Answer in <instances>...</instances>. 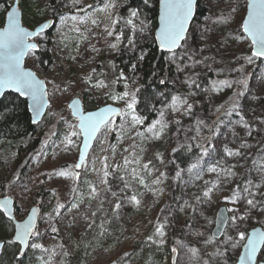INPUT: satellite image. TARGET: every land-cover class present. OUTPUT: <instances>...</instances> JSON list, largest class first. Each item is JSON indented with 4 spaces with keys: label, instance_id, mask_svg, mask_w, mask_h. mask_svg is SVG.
I'll use <instances>...</instances> for the list:
<instances>
[{
    "label": "rangeland",
    "instance_id": "rangeland-1",
    "mask_svg": "<svg viewBox=\"0 0 264 264\" xmlns=\"http://www.w3.org/2000/svg\"><path fill=\"white\" fill-rule=\"evenodd\" d=\"M19 1L27 5L20 8L28 29L49 20L55 22L52 35L40 36L38 51L26 61V67L47 85L50 107L45 117L50 129L45 131L42 150L30 165L29 181L22 185L26 191L21 189L19 198L22 220L32 207L40 208L38 235L33 236L25 256L20 255V248L16 251L6 246L0 264H172L173 249L178 255L176 264H236L246 243L239 240V232L247 238V229L264 230V62L247 80L246 90L237 83L256 66L254 57L251 63L246 59L252 45L242 33L243 21L240 23L236 16L240 0H200L208 8V18L194 28L176 52L183 56L185 65L172 89L149 101L138 96L136 79L123 73L124 63L120 61L123 50L145 56L146 45L155 41L156 29L149 18H127L116 35L113 21L125 0H71L56 19L51 17L50 0ZM14 2L5 7L7 12ZM106 4L114 7L105 8ZM72 16L76 21L70 19ZM64 17L69 19L64 21ZM128 19H133L136 27L134 36L132 25L126 24ZM117 36L121 37L119 41ZM130 37L135 40L134 46L128 43ZM202 41L219 65L220 81L231 83V87L219 83L211 99L205 96V87L189 86L193 58L201 50ZM112 44L117 47H110ZM44 53L51 54V63ZM121 73L126 80L117 79ZM101 81L106 86L97 87ZM125 91L128 97L111 99ZM133 95L136 115L143 123L133 126L129 116L114 119L101 131L89 159L77 170L82 138L71 136L72 131H78L69 127L78 124L68 108L71 101H83L86 96L94 98L97 107L113 105L127 112ZM174 96L187 99L192 112L184 114L187 105L174 111ZM161 113L167 127L157 139L147 129L161 120ZM174 120L190 139L205 140L211 129V138L205 142L207 155L203 153L192 164L198 163L196 168L191 165L180 171L168 161L167 154L176 142ZM198 120L204 122L199 125V135ZM66 137H71L73 145ZM16 150L14 143L0 139V182L12 179ZM229 151L233 155L229 156ZM125 159L133 162L125 164ZM62 170L68 173L67 178L59 175ZM246 188L256 193L255 207L247 204L253 197ZM206 191L208 197L203 195ZM133 195L139 205L131 201ZM4 197L14 199L4 196L0 187V199ZM233 198L236 203L231 202ZM117 203L121 205L118 212ZM222 207L230 218L223 237L215 240L212 232ZM238 216L245 219L233 222ZM158 226L164 232L162 237L156 234ZM225 254L231 260H226ZM260 262L264 263V249Z\"/></svg>",
    "mask_w": 264,
    "mask_h": 264
},
{
    "label": "snow or ice",
    "instance_id": "snow-or-ice-1",
    "mask_svg": "<svg viewBox=\"0 0 264 264\" xmlns=\"http://www.w3.org/2000/svg\"><path fill=\"white\" fill-rule=\"evenodd\" d=\"M73 2L79 3V0H73ZM148 2L149 0H144L145 4H148ZM196 4L197 0H160L161 27L159 30V34L156 36V40L159 41V47L162 50L173 53V55L175 56L176 49L183 47L181 42L186 39L188 26L194 15V8ZM0 7L3 6L0 5ZM109 7H114V5H105V8ZM130 15L134 19L138 16V11L132 10ZM63 19L64 21H66L69 19V17H64ZM70 19L76 21L77 18L75 16H72L70 17ZM133 19H128L126 21V24L132 25V32L134 36L136 27L133 24ZM80 22L83 23L85 21L81 20ZM118 22V19L113 21V23ZM92 23L95 24L96 21H92ZM48 27L49 25L44 24L36 32L25 31V29L20 25L17 12L15 11V9H13L12 11L7 13V27L3 28V30L0 31V96L4 94L5 90L11 89L19 93L20 96H23L26 99L30 100L31 109L35 114V116L33 117L34 120L36 117L42 114L45 105L48 103L46 99L48 93L45 89L44 84H42L41 81L38 80L32 72L26 71L22 67V60L26 54L33 53L38 50V45L36 43H30L29 41L33 37L41 36V34ZM105 30L108 31V29ZM242 30L243 33H246L250 37L251 44L253 45V51L251 52V55L246 58L247 61L251 63L253 57L264 59V0H249L247 19L242 22ZM140 31L143 32L144 28L142 27ZM108 34L111 36L113 33L111 31H108ZM120 39L121 37L117 36V40L119 41ZM128 43L129 45L134 46V38L130 37ZM110 47L116 48L117 45L112 44L110 45ZM143 58L144 56L141 55L140 59L142 60ZM180 59H183V56H180ZM189 60H191V57H189ZM197 63H199V61H197ZM117 79L126 80L127 78L123 76V73H121L120 77H118ZM160 82L164 83L163 80H161ZM195 83V80H192L189 86L191 87V85ZM219 83L221 85L231 87V83L228 81H220ZM237 83L242 85L245 90L248 87L247 79L239 80L237 81ZM96 86L103 87L106 85H104L101 81ZM196 86L199 87L198 84ZM125 87H127V85H125ZM215 87L216 86H214V89ZM243 94V92L239 93V95ZM128 96L129 93L125 91L122 95L112 96L111 99H113L114 101H119ZM172 99V107L174 111L179 112L182 108H184L185 105H187V107L184 109V114H190L192 112V105L187 103V99H181V97L179 96H174ZM135 104L136 99L133 95L130 102L127 103V109L129 110L127 112L114 107H105L100 109L98 112L85 115L79 111L78 105L74 103L73 105H71V107L74 110L73 115L78 119L79 123L77 125H69L70 129H78V131H72L71 136L82 135L84 137V152H87L90 142L94 138H96L97 134L102 129L108 128L116 116H120L121 119H123L125 116H129L131 124L133 126L142 124V119L136 115ZM227 114L231 115V112H228ZM176 122L179 123V121ZM203 123V121H197V135H199V125ZM157 125H159L158 129ZM166 127L167 123L163 122V113H161V120L153 123L151 127L147 129V131L149 133H152L153 137L158 139ZM137 135L143 136V133H138ZM66 140L69 145H73L71 137H66ZM84 152L81 153V161H83L84 159ZM227 154L229 156L233 155V153L230 151ZM235 154L239 155V153ZM204 155H207V148L204 149ZM132 162L133 161L125 159V164H129ZM136 163H138V161H136ZM197 166L198 163L192 165L193 168H196ZM76 167H81V164L78 163ZM144 168L147 169L148 165H144ZM211 171L215 172L216 169L212 168ZM59 175L67 178L68 173L62 170ZM105 175H107V172H105ZM133 175L135 177V169H133ZM177 175H179V173H177ZM140 182L143 183L142 180ZM156 182L159 183V181ZM92 191L95 192L96 189L93 188ZM245 191L249 193V196L253 197L247 199V204L249 206L255 207L258 203L254 199L256 193L247 188L245 189ZM113 195H115V193H113ZM203 195L205 197H208L209 192L206 191ZM130 199L132 202L139 205L140 201L135 195L131 196ZM231 202L236 203V199L233 198ZM9 203L10 202L8 200L0 201V208L5 207ZM120 207L121 205L117 203L115 205V210L118 212ZM32 215H36L35 210H33ZM93 215H95V213H93ZM9 218L11 219V217ZM238 219L242 220L245 219V217H233V222ZM101 227H103V225H101ZM34 229L35 224L31 217L25 224L17 225L15 238L16 241L24 246H27L29 238L38 235V233L35 232ZM52 230L57 231V229L55 228H53ZM156 234L161 237L164 235L162 227H157ZM239 240H246V244L244 245V255L240 257V264H256L257 252L262 247H264V232L254 231L249 237L246 238L245 233L241 231L239 232ZM232 246L236 247V244L233 243ZM2 247L3 245L0 244V248ZM35 247L40 248L42 246L36 244ZM173 251H175V249H173Z\"/></svg>",
    "mask_w": 264,
    "mask_h": 264
},
{
    "label": "trees",
    "instance_id": "trees-1",
    "mask_svg": "<svg viewBox=\"0 0 264 264\" xmlns=\"http://www.w3.org/2000/svg\"><path fill=\"white\" fill-rule=\"evenodd\" d=\"M10 1L11 0H0V5L3 6L0 7V29L4 26L7 12L5 7ZM70 1L71 0H50L48 5L52 9L51 17L55 19L58 18L68 5L71 4ZM19 6H23L24 8L27 7L24 1H19ZM132 10H137L138 17H141L142 19L149 18L152 27L154 29L157 28L159 0H149L148 4H145L144 0H125L116 14V20L118 19L119 22L114 25V34L117 35L121 30V25L124 20L131 17L130 13ZM235 10L236 16L240 19L239 22L241 23L246 14L247 0H240V3ZM206 18H208V8L203 1L199 0L196 17L191 26L189 35L194 28L202 24ZM52 33L53 31L47 35L50 36ZM201 44V50L193 58L192 79L196 82L194 84L195 86L198 84L199 87L203 86L206 88L208 92L205 96L208 99H211L220 82L218 76L219 65L214 62L208 54L206 41H202ZM145 51V56L141 60L138 53L130 54L123 50L120 54V61L124 63L122 67L123 73L127 77L136 79L138 96L141 99L149 101L155 95L167 93L172 89V83L176 82L181 72V68L185 63L180 59L178 53L174 56L173 54L161 51L157 47L155 41L151 42V44H147ZM250 55L251 54H249V56ZM43 56L49 61V63L52 62V56L50 53H44ZM255 59V69H249L243 76V79L251 80L254 73L257 72L258 68L264 62L262 59ZM197 61H199V63H197ZM161 80H163L164 83H161ZM214 86H216L215 89ZM83 104L85 111H93L99 108L96 106L95 99L91 97L84 96ZM218 115L222 116L223 113H218ZM49 125L50 123L46 117L39 125H33L26 101L20 99L16 95L7 94L0 101V139L14 143L17 147L15 173L12 179L6 180V178H3L0 182V187L2 188L4 196L11 195L14 197L16 201V217L18 220H22L24 216L19 201L21 191H26L22 185L24 181H29L28 173L30 165L34 159L39 157V151L42 150L41 147L43 145L42 140L44 139L45 131L50 129ZM172 126L176 142L172 152L167 154L168 161L177 165L178 169L182 171L189 168L196 160L202 157L204 149L208 148L205 142L209 141L212 133H210L211 131L206 132L205 140L200 141L195 138H186L180 124L177 123L176 120L172 122ZM13 230V224L8 221L4 215H0V240L5 243V247L11 246L18 251L19 246L12 241ZM248 233L249 229L246 231V234ZM194 237H197V234H195ZM172 245L173 247L175 246L174 242ZM133 252L135 253L136 250ZM225 257L226 260H231L228 254H225Z\"/></svg>",
    "mask_w": 264,
    "mask_h": 264
},
{
    "label": "water",
    "instance_id": "water-1",
    "mask_svg": "<svg viewBox=\"0 0 264 264\" xmlns=\"http://www.w3.org/2000/svg\"><path fill=\"white\" fill-rule=\"evenodd\" d=\"M198 2H199V0H197V4L195 5V8H194V15H193V17H192V19H191V21H190L189 26H188V31H187V34H186V39L188 38V35H189V32H190L191 26H192V24H193V22H194V20H195V17H196V10H197V6H198ZM248 8H249V0H247V10H246V14H245L244 20L247 19ZM13 9H15V11L17 12V14H18V18H19V21H20V25H21L22 28L25 29V31L36 32V31H38V30H39L44 24L49 25V27H48L47 29H45V31L41 34V36H42V35H47L48 33H50V32L54 29L55 22H54L53 20H49V21H47V22L41 24V25H40L39 27H37L36 29H34V30H30V29H28L27 27H25L24 24H23V14H22V11H21L20 6H19V0H15L14 4L9 8L8 12L12 11ZM8 12H7V13H8ZM160 15H161V7H160V0H159V10H158L157 28H156V30H155L154 39H155V43H156L157 47H158L161 51L166 52V53H170V52H167V51H165V50H162V49L159 47V41L156 40V36L159 34V30H160V27H161ZM244 20H243V21H244ZM5 27H7V14H6V18H5L4 26L0 29V31H2L3 28H5ZM242 33H243V30H242ZM243 35L248 39V41H249L250 44H251L250 37H249L246 33H243ZM39 37H40V36H39ZM39 37H33L29 42H30V43H36V44L38 45L37 40H38ZM186 39H185L184 41L181 42L182 45L184 44V42L186 41ZM251 45H252V44H251ZM38 48H39V45H38ZM180 49H181V48L176 49V52H178ZM37 51H38V50H37ZM37 51H35V52H37ZM252 51H253V45H252ZM33 53H34V52H33ZM30 54H31V53H28V54H26V55L24 56V58H23V60H22V67H23L26 71H30V72H32V73L35 75V77H36L38 80H40L42 84H44L45 89H46V91H47V93H48V88H47V85H46L45 81L42 80V79H40V78L38 77V75H37L33 70H31V69H29V68L26 67V61H27V59H28V57H29ZM170 54H173V53H170ZM255 58H256V57H255ZM257 59L261 60V58H257ZM262 60H264V59H262ZM7 94H13V95H16V96H18L20 99L26 101L27 106H28V111H29V114H30V116H31V120H32L33 125H39V124L43 121V119L45 118V116H46V114H47V112H48V109H49V107H50L49 93H48V95H47V97H46L48 103L45 105V108L43 109L42 114H41L40 116L36 117L35 120L33 119V117L35 116V114L33 113L32 109H31V101H30V100L26 99V98L23 97V96H20L19 93L15 92L14 90L7 89V90H5L4 94H3L2 96H0V101H1L2 98H3L5 95H7ZM74 103H76V104L78 105V107H79V111L82 112V113L85 114V115L90 114V113L98 112L100 109L105 108V107H114V108H117V109L122 110L121 108H119V107H117V106L106 105V106H103V107H99L98 109L93 110V111H85L83 101H82L81 99H79V98H76V99H74L73 101H71V103L69 104L68 108H69V110H70V112H71V116H72L75 120H77V121H78V119L73 115V111H74V110H73V108L71 107V105H73ZM118 118H120V116H116L114 119H118ZM114 119H113V120H114ZM78 123H79V121H78ZM102 130H103V129H102ZM102 130H101V131H102ZM101 131L97 134L96 138H94V139L90 142V145H89V148H88L87 152H84V137L81 135V138H82V144H81L80 154H79L78 161H77V164L80 163V164H81V167H79V168L76 167L77 170H80V169L83 167V165L85 164V162L89 159L90 153H91V151H92V149H93V147H94V145H95V143H96V141H97V139H98L99 134L101 133ZM82 152H84V159H83V161H81V153H82ZM4 200H8L10 203H9L8 205H6L5 207L0 208V212L4 215V217H5L8 221H10V222L13 224V226H14V235H13L12 241H13L14 244H16V245L19 246V248H20V255H21V256H25L26 253H27V251H28V249H29V245H30V242H31V240H32L33 237H30V238H29V241H28V245H27V246H24V245L20 244V243H19L18 241H16V239H15V238H16V232H17V225L25 224V223L29 220V218L31 217L32 220H33V222H34V224H35V229H34V230H35V232H36V230H37V226H38V219H39V216H40V213H41L40 208H38V207H36V206L32 207V208L30 209V211L28 212L26 218H25L24 220L20 221V220H18L17 217H16V202H15V200H14L12 197H4V198H1V199H0V201H4ZM33 210H35V212H36V215H35V216L32 215ZM9 217H11V219H10ZM229 218H230V217H229L228 210H227L225 207L220 208L219 211L217 212V215H216V224H215V228H214V230H213V232H212V237H213L215 240H220V239L223 237V235H224V233H225V230H226V228H227L228 222H229ZM254 231H257V232H264V230H263L262 228L257 227V228H254V229H252V230L249 231L248 237H249V236L251 235V233L254 232ZM0 244L3 245V247L0 248V258H1L2 254H3V251H4V248H5V243H4V242H0ZM245 244H246V243H245ZM263 249H264V247H262V248H261L260 250H258V252H257V260H256V264H264V263H262V262L259 263V257H260L261 252L263 251ZM244 251H245V248H244V246H243V249H242V251H241V254H240V256H239V258H238L236 264H240V257L244 255ZM172 254H173V257H172V264H176V263H177V257H178V255H177V251H176V250L173 251ZM113 264H115V263H113Z\"/></svg>",
    "mask_w": 264,
    "mask_h": 264
}]
</instances>
